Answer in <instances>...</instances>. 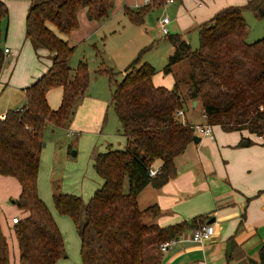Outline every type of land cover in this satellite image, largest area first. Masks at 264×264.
Instances as JSON below:
<instances>
[{
  "label": "trees",
  "instance_id": "trees-1",
  "mask_svg": "<svg viewBox=\"0 0 264 264\" xmlns=\"http://www.w3.org/2000/svg\"><path fill=\"white\" fill-rule=\"evenodd\" d=\"M163 1L148 0L136 9L124 7L123 12L131 22L141 24L148 10ZM113 6L114 0H29L24 37L36 54L46 49L52 60L25 87L27 99L21 109H9L0 118V176L11 177L20 186L18 197L11 200L23 211L17 222H11L18 264H56L66 256L63 235L37 189L44 132L50 125L68 127L89 83L86 63L80 61L74 68L68 64L74 47L63 36L79 26L82 9L89 20L102 21ZM243 9L264 18V0L224 6L199 24L195 49L182 34H166L173 49L162 72L172 74L171 88L154 85L156 69L141 61V50L120 71L123 74L114 84L112 101L125 146H109L95 154L93 168L102 183L87 200L73 193L52 194L57 212L73 221L82 264H161L162 242L206 223L209 217L198 214L160 226L152 221L160 214L159 206L140 208L137 203L146 185L160 188L176 174L174 158L193 141V124L176 114L186 101L201 104L207 124L224 131L245 129L264 138V35L247 40ZM2 21H8L4 0H0ZM4 62L0 33V74ZM184 63L187 71H180ZM104 70L114 80L117 72ZM54 88L61 91L56 108L47 99ZM156 160L160 165L150 175ZM250 263L264 264V242ZM0 264H11L1 215Z\"/></svg>",
  "mask_w": 264,
  "mask_h": 264
},
{
  "label": "rangeland",
  "instance_id": "rangeland-1",
  "mask_svg": "<svg viewBox=\"0 0 264 264\" xmlns=\"http://www.w3.org/2000/svg\"><path fill=\"white\" fill-rule=\"evenodd\" d=\"M5 1L9 10V23L7 25L5 21L0 23L1 46L6 44L14 53L5 54L4 68L0 74V107L12 109L16 107L15 103H18V98L23 94L21 87L37 80L50 67L52 59L49 51L43 48L42 53L35 54L30 43L24 40L28 0ZM226 1L238 0H175L174 3L164 4L165 0L160 6L148 10L143 23L136 24L122 12L123 4L120 5L119 0H114L112 14L105 22L93 29L82 24L76 28L70 40L74 48L68 64L74 68L80 61L84 62L89 73L88 87L77 109L78 122L84 129L82 132H71L69 129L48 126L44 132L45 145L41 149L37 176L38 194L52 212L64 238L66 256L60 258L56 264L82 263L79 236L73 221L57 212L52 194L68 192L87 200L101 181L92 165L94 155L105 151L108 144L117 148H122L126 144L125 137L118 131L120 124L112 101L114 84L121 79L120 71L141 50V61L149 62L156 69L152 81L171 88L172 74L162 72L168 55L172 53L171 44L167 40V35L161 32L159 20L167 16L170 20L167 24L169 34L181 32L191 48L195 49L198 47L197 17L201 12L217 10ZM242 13L248 25L247 40L251 42L262 37L264 18H257L248 9H243ZM187 67L184 63L179 68L180 71H187ZM104 69L117 72L114 80H109V75ZM15 98L16 101L12 102ZM48 99L49 104L54 106L52 108H56L60 101L58 90L51 89ZM25 101L26 98L23 102ZM183 110L184 114L179 115L180 120L190 122L193 127L205 124L203 109L199 102L193 106L190 101H186ZM194 134L202 137L197 130H194ZM73 151H76V154H73ZM127 187L126 178L124 190H127ZM19 188L15 179L0 176L1 225L8 241L11 264H18V245L12 223L8 219L13 214L19 218L23 215V211L11 202V199L18 197ZM145 221L150 222L149 219Z\"/></svg>",
  "mask_w": 264,
  "mask_h": 264
},
{
  "label": "crops",
  "instance_id": "crops-1",
  "mask_svg": "<svg viewBox=\"0 0 264 264\" xmlns=\"http://www.w3.org/2000/svg\"><path fill=\"white\" fill-rule=\"evenodd\" d=\"M119 1L120 5L123 4L121 8L123 12L124 7L136 9L147 0ZM245 1H226L220 7L231 4L242 5ZM4 2L7 5L5 0ZM174 2L175 0L164 4ZM112 10L108 18L112 14ZM179 10L180 8H178ZM217 10L201 12L197 17L198 24L207 20ZM108 18L102 21L89 20L84 9L78 14L79 25H86L91 29L102 24ZM76 30L74 29L69 35L63 36L69 44H71V36ZM180 34L182 33L180 32ZM24 40L27 41L25 37ZM5 47L9 48L7 54L14 53L9 46L3 44L2 49ZM39 52L42 53L43 50ZM28 85L21 87L25 95H20L17 100L18 103L20 102L19 105L15 103L16 107L12 109H17L25 104L23 102L25 98L27 99L25 87ZM154 85H159V83H154ZM54 89L58 90L60 98V89ZM48 96L49 92L47 99ZM15 101L16 98L12 100V102ZM196 105L197 102L193 106ZM78 106L72 121L64 130L82 132L84 129L78 122ZM51 107L54 106L51 105ZM7 110L9 109L0 107V118L5 115ZM213 127V138L202 136L198 142L191 141L182 154L174 158L176 174L168 182L160 188L146 185L137 195V203L140 208L151 204L159 206L160 214L152 221L160 226L187 220L198 214L214 218L211 223L214 227V234L210 239L203 243L193 242L190 239L191 231L183 232L176 239L174 246L162 251L161 264H251L250 259H257L258 248L264 242V138L251 134L245 129L224 131L219 126ZM118 131H120V126ZM244 140L247 141V144L243 143ZM109 146L113 147L112 144H108L107 148ZM93 159L94 157L92 165ZM159 165L160 161L156 160L154 166L158 167ZM101 183L102 180L98 187ZM0 215L2 218L1 209ZM15 215L13 214L8 219L10 223L11 218Z\"/></svg>",
  "mask_w": 264,
  "mask_h": 264
},
{
  "label": "built area",
  "instance_id": "built-area-1",
  "mask_svg": "<svg viewBox=\"0 0 264 264\" xmlns=\"http://www.w3.org/2000/svg\"><path fill=\"white\" fill-rule=\"evenodd\" d=\"M148 1V0H147ZM172 0H166V2H170ZM170 22L169 18L167 16H163L160 20V27H161V32L163 34H167L169 33V30L167 28V24ZM4 54H7L9 52V48L5 47L3 49ZM17 109H21V107L17 108ZM177 116L179 115H183L184 111L182 109L177 110L176 112ZM205 118V115H204ZM184 121V120H182ZM194 130L198 131V134H200L201 136H206L209 138H213V126L210 124L205 123L204 125H195ZM158 170V167L153 166L151 167L149 174L150 175H154ZM18 221V217L17 216H13L11 218V222L15 223ZM214 234V227L212 226L211 223H205L195 229H193L191 231V235H190V239L193 242H197V243H203L205 240H208L212 237V235ZM176 243V239H171V240H167L164 241L160 244L159 248L161 251H165L168 248H170L171 246H174Z\"/></svg>",
  "mask_w": 264,
  "mask_h": 264
},
{
  "label": "water",
  "instance_id": "water-1",
  "mask_svg": "<svg viewBox=\"0 0 264 264\" xmlns=\"http://www.w3.org/2000/svg\"><path fill=\"white\" fill-rule=\"evenodd\" d=\"M192 104L195 105V104H196V101L193 100V101H192ZM192 130H194V128H192ZM199 140H200V136L194 134V136H193V141H194V142H198ZM243 143H244V144H247V141L244 140ZM42 145H45V143L43 142ZM73 154H76V151H73ZM11 200H12V202L14 201V199H11ZM213 221H214V218L211 216V218H208V219L206 220V223H207V224H208V223H212Z\"/></svg>",
  "mask_w": 264,
  "mask_h": 264
}]
</instances>
